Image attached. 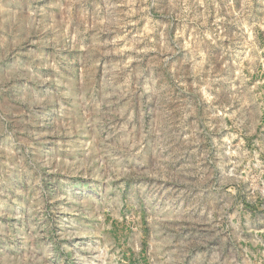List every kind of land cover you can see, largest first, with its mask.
<instances>
[{"label": "rangeland", "instance_id": "rangeland-1", "mask_svg": "<svg viewBox=\"0 0 264 264\" xmlns=\"http://www.w3.org/2000/svg\"><path fill=\"white\" fill-rule=\"evenodd\" d=\"M0 264H264V0H0Z\"/></svg>", "mask_w": 264, "mask_h": 264}]
</instances>
